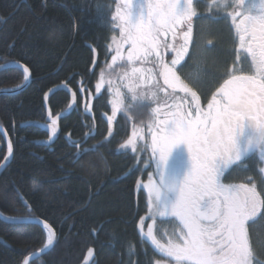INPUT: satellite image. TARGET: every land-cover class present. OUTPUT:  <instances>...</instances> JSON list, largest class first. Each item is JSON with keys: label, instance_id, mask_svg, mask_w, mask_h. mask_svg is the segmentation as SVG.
I'll return each mask as SVG.
<instances>
[{"label": "trees", "instance_id": "obj_1", "mask_svg": "<svg viewBox=\"0 0 264 264\" xmlns=\"http://www.w3.org/2000/svg\"><path fill=\"white\" fill-rule=\"evenodd\" d=\"M116 5V0H0V66L18 62L32 75L25 91L0 96V126L13 148L0 178V213L15 220L40 219L57 238L52 251L31 264H154L158 257L142 232L150 221H144L148 194L143 184L149 183L159 156H153L150 127L158 131L156 122L169 118L175 104L154 107L149 96L138 88L129 91L124 81L116 84L120 98L106 89L110 74L104 72L117 56L111 49L116 33L109 12ZM208 24H199L198 31L210 47L203 48L200 60L195 48L183 68L175 70L183 78L198 76L193 87L202 100L223 80L235 46L227 27V33L215 32ZM165 39L176 44L171 33ZM170 54L171 65L175 53ZM137 81L143 86L148 79ZM25 82L20 69L0 73V91H15ZM150 84L148 90L153 78ZM55 86L70 87L77 103L60 121L55 144L39 146L48 135L22 125L46 122L44 96ZM182 93L186 101L193 98L191 92ZM69 102L64 89L56 93L49 102L53 115L64 112ZM7 156L0 134V166ZM169 222L153 224L158 237L165 236L160 239L164 245ZM259 238L263 248L264 232ZM0 239V264H22L46 247L48 236L38 225L0 220Z\"/></svg>", "mask_w": 264, "mask_h": 264}, {"label": "snow or ice", "instance_id": "obj_2", "mask_svg": "<svg viewBox=\"0 0 264 264\" xmlns=\"http://www.w3.org/2000/svg\"><path fill=\"white\" fill-rule=\"evenodd\" d=\"M229 2L209 0V7H227ZM239 3L248 14L230 15L239 37V49L251 56L255 74L229 75L217 89L219 98L213 95L207 112L196 104L193 116L191 111L185 113L183 106L177 104L175 111L168 114L169 118L156 122L158 131L150 127L153 156L159 154L155 161L159 180H150L144 185L153 197L150 214L175 217L182 227L166 245L153 236L151 227L147 235L163 256L171 258L175 264H252L246 223L258 212L260 194L255 185L221 182L225 170L252 150L253 139L264 155V0L256 14H252L255 3L247 7L244 0ZM195 15L193 0H149L148 3L140 0L138 4L136 0H126L124 10L118 7L113 16L114 21L119 20L116 26L121 29L113 61L119 57L132 65L155 56L151 62L160 69L164 83L174 91L179 84L182 91L191 92L195 101L196 93L173 71L189 53L188 46L193 42L191 21ZM236 16L242 19L236 22ZM185 24L187 30L180 32ZM169 33L174 40L179 33L182 43L172 44L160 39ZM124 43L130 45L126 57L121 51ZM160 49L175 53L172 67L164 63ZM145 71L150 83L151 69L132 67L131 75L139 73L140 81L144 82ZM24 73L28 79L27 68ZM56 122L52 118L48 125L52 134L56 133ZM178 145L184 146L187 155L178 152L171 156ZM170 156L173 164L169 169ZM7 159L5 157V161ZM48 243H52L51 236ZM23 264H28L27 258Z\"/></svg>", "mask_w": 264, "mask_h": 264}, {"label": "rangeland", "instance_id": "obj_3", "mask_svg": "<svg viewBox=\"0 0 264 264\" xmlns=\"http://www.w3.org/2000/svg\"><path fill=\"white\" fill-rule=\"evenodd\" d=\"M196 1L202 3L204 10H200L197 3H195ZM125 2H126V0H116V3H117L116 6L117 7H115L114 9H110V11H109L110 13H112V19H113V16L116 14L118 7L121 9V11L124 10ZM148 2H149V0H144V3H148ZM153 2H155V0H153ZM136 3L137 4L140 3V0H136ZM252 3L256 4V8H254L252 10V14H256V13H258V7L261 6V0H244V6L245 7H247L248 5H250ZM193 8H194V11L196 12V15L192 17V21H191L193 42L190 43L188 46L189 47L188 56L192 57V55L194 53L193 52L194 49L197 48L198 53H197L196 59H198V60H200L201 55L204 54L203 48L204 47H210V44L208 43L210 40H204L205 42L203 43L204 38L199 39L200 38V34H199L200 32L199 31H200V27H201V26H199V24L209 23L208 25H210L211 27L212 26L215 27V29H214L215 32H217L219 29H223L224 32H226V27H227V29H229L231 32H233L235 34L236 28H235V25L233 24L232 15H230V13L234 14L236 12H241L243 14H248V13L244 12V7L240 6L239 0H235L234 4L232 3V0H230L229 5L227 7H221V8H216V7L210 8L209 7V0H204V1L193 0ZM133 11H135V8H133ZM239 17H240V20L242 19V16H236V22H238L237 20L239 19ZM118 24H119L118 19L115 21L114 20L112 21L113 29H114L116 35L112 41V48L111 49L116 51L115 55H117V44H116V42L121 40V29L119 26H116ZM186 30H187L186 24L180 28V32L186 31ZM160 39L164 40L165 37L161 36ZM175 41H176V44L182 43V40L179 39V33L177 34V38L175 39ZM171 43L174 44L173 41ZM212 46H213V44H212ZM129 47H130L129 44H127V43L123 44L122 54L125 57L127 55V51H128ZM235 51L236 50L233 51L234 52V58L237 56V53ZM160 52L163 55V57L165 58L164 63L167 64L168 63L167 60H169L171 58L170 57L171 52L165 51L164 49H160ZM154 59H155V56H152V57H149L148 60L135 61L132 65H129L126 59L122 60L118 57L116 59L117 61H115V64L113 66H110V68H107L106 71L104 72L108 76H109V74H110V76H113V78H111L109 76V79L106 83V89H108L109 91L110 90L113 91L114 96L120 98L121 97L120 90L117 89L116 84L120 81L121 82L124 81L125 86L127 85V89L129 91L138 88V89H140L141 94H143L147 97L149 96V99L153 100V102H151L149 100V103L154 104L153 105L154 107L158 108L160 106H163L167 102H170V104L172 103L175 105H177V104L181 105L180 103H183V105H188L191 103V105H193L192 100H194V99L191 97V98H189V101H186L187 97L182 93L183 91L179 89L180 88L179 84L174 91L172 88L168 87V85H166L164 83V80L160 75V69L157 67V65L155 63L151 62ZM168 65H169V67H172L170 64H168ZM132 67L145 69V70L151 69V77L153 78V83H155L154 86L152 87L153 89L148 90L149 86H151V84L149 82H147L146 85L139 86V83L137 81V79H139V73L136 75H131V68ZM173 71L175 72L174 67H173ZM247 71H248V69H246V67H244L243 71L240 70V68H237V71L233 75H250L251 76L252 74H249V72H247ZM232 72L233 71H231V74H232ZM125 73H128L129 75L126 76ZM175 74H176V76H178L180 78V81H182L184 84H187L188 87L193 92L195 91L193 86H195L197 80H199L198 76H195V79H194V78H187V77L183 78L181 75H178V72H175ZM144 75H145V79H148L147 71H145ZM226 76H227V78H226ZM130 78L134 83L130 82ZM169 78L172 79L171 76H169ZM223 78L224 79L222 81L218 80L217 82H215V87H214L215 90H213V92L211 94H213V95L216 94L217 96H219L217 89H219L224 84V81L229 78L228 73L226 75H224ZM173 82L178 83L175 81H173ZM157 85H158V87H157ZM160 89H163V91H161ZM153 92L156 93L155 96L152 95ZM117 93H119V95H117ZM184 96H185V100H183ZM200 98H202V97H200ZM179 100H182L184 102H181V101L179 102ZM203 100H204V98H203ZM176 101H178V102H176ZM145 102H147V100H145ZM204 102H205V100H204ZM113 103L119 104L116 100H114ZM189 107H190L189 105L183 106L182 111H184L185 113L188 111H191L193 116H194L195 115V105H194V108L191 107L193 110H190L191 108L189 109ZM129 146H131V145H129ZM149 170H150V168H149ZM149 175H150V177H149L150 179H148V181L151 180L152 182H156L159 180V176L156 175V166H154L153 170L151 169ZM145 184H147V183L145 182L143 185H145ZM146 191L148 194V200H147L148 213L144 217V221L146 222L147 220H150L149 221L150 223L149 222L147 223L146 227H144L142 229V232H143L144 236L147 237L151 241V239L147 235V233L149 231V227H151L153 236H155L156 239L161 243L162 241L158 237V235L156 233V228L154 229L153 224L154 223L156 224L160 218L161 219L164 218L163 220L166 219V220L170 221L169 226H167L169 228L167 231L169 234V236L167 237L168 240L163 242V243H166V242L168 243V241L170 239H173V233L174 232L176 233V235L179 234L178 229L182 226L179 224L178 220H174L175 217H173V220L172 219L169 220L170 216H159V215H155V214H150V212H151L150 199H152L153 197H150L148 189ZM167 218H169V219H167ZM164 226H165V224H164ZM163 232L166 233L165 230H163ZM157 250H159V249L157 248ZM163 257H165V256H163V254L161 253V257H160L161 259H159V258L156 259L154 261V264H164V261H167L168 264H175V261L172 260L171 258L165 257V260H162Z\"/></svg>", "mask_w": 264, "mask_h": 264}, {"label": "flooded vegetation", "instance_id": "obj_4", "mask_svg": "<svg viewBox=\"0 0 264 264\" xmlns=\"http://www.w3.org/2000/svg\"><path fill=\"white\" fill-rule=\"evenodd\" d=\"M259 12H260V7H258V13ZM237 21L238 22L240 21V17ZM235 34L236 35L234 36L235 37L234 39L236 40H235L234 50H236L235 52L237 53V56L235 58H232L230 60V63L226 66L225 75L227 73L228 75H233L237 71V68H240V70L243 71L244 67L248 69L247 72H249V74L254 75L255 68L252 64V58L251 56L248 55L246 51H244L243 49L242 50L239 49V37L237 33ZM189 59H191V57L188 56V54H186L184 59L181 61V64L178 65L177 68L174 70L178 71L182 69L183 65H185L186 61H188ZM231 71H233L232 74ZM213 90L215 89L212 88L207 98H204L205 102L195 92L196 99L195 101L192 100L193 102L192 108H194V105L198 104L201 107L200 109L202 111L207 112L209 102L213 98V94H211ZM217 98H219V96H217ZM203 103H205V106H202ZM241 143L243 144V140L241 141ZM178 152H184L185 155H187V150L184 148L183 145L176 146L172 150L171 156H175V154H177ZM171 156L169 160V169L172 167L173 164ZM221 182L226 185L245 184L249 187L255 185L256 191L260 194L259 197L260 205L258 212L256 213L255 217L252 220L246 223V228L248 230L249 247L252 252V264H264V244H263V248H261L259 244L260 242L259 234H261V232H264V155L261 154V150L256 146L255 139H253L252 150L247 152L237 163L232 164L229 168L225 170L223 176L221 177ZM163 219L160 218L159 220H163ZM171 219L173 220V217H170L169 220ZM174 220H176V218H174ZM162 235L164 234L162 233ZM164 238H160V239L163 241ZM154 250L158 255L157 259L160 258L161 253L159 252V250H157L155 246H154ZM162 260H165V257H163Z\"/></svg>", "mask_w": 264, "mask_h": 264}, {"label": "water", "instance_id": "obj_5", "mask_svg": "<svg viewBox=\"0 0 264 264\" xmlns=\"http://www.w3.org/2000/svg\"><path fill=\"white\" fill-rule=\"evenodd\" d=\"M96 62H97V55H95L94 66H95ZM24 68H27V67H25L21 63L10 62V63H7V64L0 66V73L5 71V70H8V69H20L21 71L24 72ZM31 79H32V75H31L30 70L28 69V79H26V82L20 88L16 89L15 91H0V96L6 95V94H19V93L25 91L28 88V86L30 85ZM63 89L69 95L70 102H69L67 109L64 112L54 116L51 109H50L49 102H50V99L56 93L62 91ZM76 103H77L76 94L71 91L70 87L55 86V87L51 88L44 96V108H45L46 116H47L46 122H27V123H24L22 125V128L34 127V128L42 130L44 133H46L48 135V139L39 140L37 142V145L47 146V147L53 146L55 144V142L57 141V137H58V134L60 132V121L69 117L73 113V110L76 106ZM52 118H55L57 121L56 125H55V127H56V133L55 134H52L50 132V129L48 128V125L51 123ZM0 134L2 135V137L5 140V143L7 146V152H8L7 161L4 162L0 166V178H1L2 174L6 170L7 166L9 165V163L12 159L13 148H12L11 140H10L6 130L2 126H0ZM0 220L5 222V223H10V224H28L29 223V224L38 225V226L42 227L48 233V236L52 237V243L51 244H49L43 250H41L37 253H34V254L30 255L29 257H27L28 264H31L32 262L41 258L42 256H45L46 254L51 252L55 246V243L57 241L55 232L47 223H45L44 221H42L40 219L32 218V219H27V220H15V219H10V218H8V217H6L0 213ZM0 243H3V241L1 239H0ZM86 264H89V262H87Z\"/></svg>", "mask_w": 264, "mask_h": 264}]
</instances>
